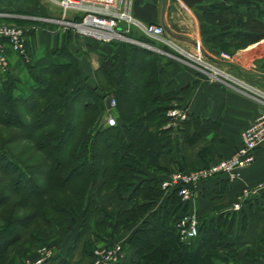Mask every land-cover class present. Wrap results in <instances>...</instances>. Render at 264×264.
<instances>
[{"label": "crops", "instance_id": "0c3cea01", "mask_svg": "<svg viewBox=\"0 0 264 264\" xmlns=\"http://www.w3.org/2000/svg\"><path fill=\"white\" fill-rule=\"evenodd\" d=\"M48 1L50 3H46L45 0H23L25 16H18L23 23H29L25 24L26 29L30 30H25L30 57L28 59H32V63L36 66L45 65L50 61V52L63 39V30L67 29L55 21L56 18L61 17L57 0ZM239 1L164 0L161 13L162 0H127V10L131 17L140 21L160 23L164 29L162 37L177 41L175 43L178 46L187 48L193 43L181 37H174L169 32L194 39L205 59L214 63L216 67L221 66L218 67L221 72L214 73L218 77L216 78L212 76V71H201L189 65L184 61L185 57L159 52L155 65L157 87L154 93L169 92V97L164 101L153 100L151 106L165 107V114L170 117L173 125L186 118L176 139L171 142L172 150L159 153L157 167L140 162L134 177L127 182L120 194L116 193L114 186L97 193L102 182L99 176L91 187L89 196L94 200V206L100 207L101 210L90 219L88 227L79 231L82 216L78 214L74 221L67 217L54 221L50 226L52 228L50 232L40 234L44 244L48 243L52 251V258L47 264H90L92 249L103 244V241L120 245L122 260L119 264H134L138 254L133 247L126 245V241L134 230L141 227L142 222H146L149 227L151 221L147 217H142L116 234L111 233L107 227L105 240H102L92 231L94 221L102 223L107 220L102 208L116 214L129 209L132 202L142 204L148 200L132 195L139 181L161 180L171 170L206 166L218 157L227 156L239 144L241 128L253 120L254 116L263 109V105L254 97L260 95L258 92L251 94L253 92L246 86L234 85L235 82L231 81L228 75L233 77L231 74L235 72L238 77L248 79L259 77L264 82L262 76L264 69L259 67L257 69V66L255 68V63L264 58V36L249 41L245 40L242 34H234L236 31L243 32L236 26V21L253 17L249 8L238 7V3L242 0ZM4 2L5 0H0L2 16L7 14L2 11L6 9ZM213 4L230 5L221 11H214L226 18L225 23L215 24L203 19L202 11L208 10ZM70 13L68 12L67 15ZM119 25L133 40L103 42L99 46L103 49V53H109L114 49L120 50L122 42H131L152 51L155 46L167 49L170 46L164 40H155L144 35L131 22L120 21ZM134 31L140 33L139 36ZM136 40L138 43L135 42ZM159 43H162V46ZM216 44H220L222 48L225 45L230 50L213 47ZM91 49L94 48L89 47V51L86 52H94ZM5 52L11 69L20 68V57L7 44ZM83 52L85 51H76L78 68L76 79L91 75L93 69L103 60L100 52L95 53L94 57ZM220 53L229 54L230 57H221ZM131 58L132 53L127 57V61H131ZM224 68L230 70V73L224 72ZM102 106L104 102L101 103ZM171 110L174 111L173 114H170ZM180 113H184L183 118ZM167 124H163L162 127ZM257 183L264 185V139L255 148L253 159L238 168L236 177L229 179L224 173L215 172L193 184L191 196L187 200L182 201L178 197L184 207L185 215L195 218L196 230L198 226V233L191 239L188 251L194 253L203 242H209L214 245L205 251L206 264H258L262 261L264 259V187L253 197L239 198L243 187ZM145 186H148V182H145ZM156 189L160 190V194L152 199L153 209L159 210L164 207L169 190L161 189L160 184ZM237 201L238 208H233V203ZM179 213L180 211H176V214ZM174 223L175 221H173L175 229ZM215 224H217V236L209 231ZM15 255L16 258L12 257L10 264H27L34 256V254L25 256L24 253L19 252Z\"/></svg>", "mask_w": 264, "mask_h": 264}, {"label": "trees", "instance_id": "16d2710c", "mask_svg": "<svg viewBox=\"0 0 264 264\" xmlns=\"http://www.w3.org/2000/svg\"><path fill=\"white\" fill-rule=\"evenodd\" d=\"M229 6L213 4L210 5L208 10L202 11L201 15L207 22L222 24L227 21L226 18L214 11H221ZM259 13H261L260 17L264 16V8L259 10ZM235 24L243 32L236 31L234 34H242L245 40L255 41L264 35V30L260 31L256 28L257 25L264 26V20L261 18H245L236 21ZM130 53H132V58L128 62L127 57ZM158 55L160 54L134 43L122 42L120 50L114 49L109 53H103L102 62L93 69L91 75L81 78L85 82L83 86L73 88L69 94H63L65 102L64 106L62 105L61 115L69 117L68 112H64L65 106L69 108L75 101L80 103L81 106V109L75 113V118L74 116L71 117V122H86L85 118L87 116L84 117V115L89 111L100 118L102 116L101 103H103L105 96L114 99L111 111L115 121L114 124L94 128L86 132L88 134H85L79 140L77 139L73 151L69 152V156L72 157L70 159L68 149L74 137L65 140V151L62 152L63 154L67 153L65 158L57 157L53 153L56 150V145H53L52 141L54 136H47L49 133L46 135V140L38 144V147L42 150L46 149V145L48 146L46 152H48L49 161L52 162L50 168L53 169L60 181L59 184L58 182L54 184L64 187L65 190L70 187V195L61 202H58L57 197L49 196L53 211L59 214L60 217L53 219L46 216L44 223L48 228L54 221L61 218L67 217L74 221L78 214H81L82 221L79 231L84 230L89 226L90 219L101 210L100 207L94 206L95 202L89 196L91 187L97 182L99 176L102 182L96 191L97 193L100 190L110 189L114 186L116 193L120 194V191L125 189L127 182L134 177L137 165L140 162L147 166L157 167L159 153L172 150L171 142L176 139V135L181 130L180 127L184 125L186 118L173 125L170 122V117L165 114V107L151 106L153 100L160 99L164 101L169 97V92L154 93L157 87L155 65ZM50 57L51 59L47 64L37 67L31 63L30 67H36L39 70H45L48 67L49 69L52 68L53 72H58L60 66L61 68L63 66V69L71 67L74 71L75 80H80L76 79L78 75L76 61L62 46L53 48ZM1 72L6 75L5 80H8V82L2 86L3 92L0 97V104L2 109L5 108L4 113L11 115L12 111L6 106H9L12 100L9 89L15 90L17 81L15 77L8 75L10 73L9 68ZM91 79L93 82L90 83ZM38 81L39 84L32 85V89L41 90V97L44 93V90L41 89L44 82L42 78H39ZM131 88L134 90L129 92ZM129 93L135 95V98L128 99ZM19 98L25 99L32 106L29 95L19 96ZM56 103L53 102L47 110L54 112V108L58 107ZM53 104H56V107ZM60 106L61 104L58 108ZM32 111L34 110H30V113ZM39 113L40 111H37L35 116H30L27 120L25 111L22 113L16 112L20 117L18 122H32L34 118L39 116ZM31 117L34 118L31 120ZM60 118L63 122L65 120L66 122L69 121L68 118L62 116ZM9 120L15 122V119L11 116H9ZM165 123L168 124L162 127ZM74 133L72 136H74ZM135 135H139L137 140H134ZM98 137L102 138L99 142L96 140ZM96 147L97 149L101 147L107 150V153L97 155ZM14 165V171H17V176L14 179L16 182L19 180L28 181L29 177L31 178L35 174L28 171L27 165L22 168H19L17 163H14ZM145 182H148V186H145ZM159 182L160 179L156 181L148 179L141 180L136 184L132 195L148 200L142 204L132 202L129 209L116 214L107 212L102 208L107 215V220L102 223L94 221L92 223L93 233L97 234L100 239L105 240L107 227L111 230V233L116 234L142 217H147L151 221H149L151 225L148 227L146 222H142L141 227L134 230L126 241V245L133 247L138 254V259L134 264H150L151 262L155 264H206L205 251L212 248L214 244L203 242L195 249L194 253H191L188 251V246L193 237L188 241H182L173 228V221L185 215L184 207L176 193L169 191L164 207L159 210L153 209L152 199L160 194V190L156 189ZM15 190L23 192L24 187L15 186ZM47 192L49 191L47 190ZM5 200L6 197L0 190V205ZM176 211H180V213L176 214ZM38 212L39 210L35 209L33 213L18 219H12V222L5 228H0V263L3 264L10 248L21 240L23 236L21 230L37 216ZM20 226L22 229L17 230ZM40 231L30 233V240L33 244L41 242V245H45L40 238ZM209 231L217 236V224ZM105 244L110 245L111 243L103 241L101 245Z\"/></svg>", "mask_w": 264, "mask_h": 264}, {"label": "rangeland", "instance_id": "374dc122", "mask_svg": "<svg viewBox=\"0 0 264 264\" xmlns=\"http://www.w3.org/2000/svg\"><path fill=\"white\" fill-rule=\"evenodd\" d=\"M45 2L48 3L49 1L45 0ZM3 4L5 6L4 8L6 9L2 11L6 12L7 14H5L6 16L4 15L2 16L0 14V20L10 21L12 23L19 25V27L23 28L24 32L25 30L28 31L29 29H26L25 24L28 25L29 23H23L21 21V18H18L19 15L25 16L23 0H5ZM238 4H239L238 7L240 8L241 7L249 8L251 15L253 14L252 18H257V19L261 18L264 20V16L260 17L261 13H259V10L264 8V0H242V2ZM235 6L237 5L235 4ZM68 12L71 11H67V13ZM66 28H67L66 30H63L64 33L63 39L56 47L62 46L63 49L67 50L71 54V56H73L75 61H77L75 57L76 51L80 52L81 50H83L85 51L83 53H85L86 55L88 54L90 57H94L95 53L98 52L102 53L103 55V49L101 47H100L101 49L99 48V46H101L103 42L90 40L86 38L84 39V37H81L80 35L75 33V31L72 28L69 27ZM256 28L257 30L260 31L264 30L263 25L262 26L257 25ZM134 32L139 36L140 33H138L137 31ZM122 34L124 36L131 37L127 35L125 32H122ZM127 40L125 39L124 41ZM113 42L115 41L110 40V43ZM159 44L161 45L162 43ZM163 45L166 46L165 44ZM89 47L94 48L91 49L94 52L87 53L86 50L89 51ZM213 47L230 50V48H228L225 45H223L222 48L220 44H216ZM157 48H159L158 49L159 51L153 48L154 52L159 53L161 50H163L165 52H169V54H173L181 58L185 57V59L187 58V56H189L187 53L184 54L181 52V50L179 52L177 49L172 48L171 46H169L168 49L167 48L164 49L160 46ZM181 48L187 51L186 47L184 48L183 46H181ZM187 52L192 53V51H187ZM195 52L199 54L201 57L204 56L201 49H197L195 50ZM20 58H19L20 60L19 64L21 65L20 68L17 67V69L13 70L11 69L12 68L11 65H9L8 67L10 71L8 75L15 77L17 81V88L16 89L14 88L15 90H12V88L9 89L11 92L12 100L10 101L9 106L6 107L9 108L10 111H12L11 115H9L8 113H4L5 108L2 109V106L0 104V190H2V193L6 197L4 203L0 205V228H5L9 223L12 222V219H18L19 217H23L33 213L35 209H38L39 212L37 216L33 218L32 221H29V224L24 229H22L21 226L17 228V230L22 229L21 231L23 232V236L19 242H17L15 245H13L10 248L7 256L4 258L5 262L3 261V264L5 263L10 264V262H12L11 261L12 257L13 259H15L16 258L15 254L18 252L24 253L25 256H27V254H34L33 256L34 259L37 257V253H38L37 251L40 247L48 246V243L45 245H41V242L33 244L30 240L31 238L29 234L33 232H39L40 230H41L40 234L50 232L51 227L48 228V226L45 225L44 218L46 216H50L53 219L60 217L59 214H56L53 211V208L50 204L51 202L49 200L50 198L49 196L53 195V197H57L58 202H61L65 199V197H68L70 195L69 192L70 187H68V189L65 190L64 187H61L60 185L57 186L56 184H54L57 182L59 184L60 181L58 176L53 171V169L50 168L51 167L50 164L52 162L49 161V155L47 154L48 152H46L48 150V146L46 145V149L42 150L38 147V144L45 141L47 136L49 135L51 137L54 136L52 141H53V145H56V150L53 153L56 154L57 157L65 158L67 154V153L63 154L65 151V144H64L65 140L69 139L70 137H74L72 142L69 144V149H68L69 150L68 156H69V152L73 151V147L76 144V140L77 139L79 140L80 138H82V136L88 134L86 132L93 130L94 128H98L99 126L101 127V126L109 125L104 123V121L99 123L100 118L103 117L106 111L105 104L104 106L101 107L102 116L100 118L98 116L93 115L89 111L84 115V117L87 116L85 118L86 122L70 121V119H72L71 117L74 116L75 118V113L81 109L80 103L78 102L76 103V101L69 108H66L65 106L64 112L65 113L68 112L69 117H67V115L63 116L60 114L61 111L63 110L62 105L64 106V102H65V98L63 94L65 95L69 94L73 88L80 87L83 86V84H85V82L82 81L81 79L79 81L75 80V76L73 74L74 73L73 68L66 67L63 69V66L62 68L60 66L59 68L60 70H58V72H53V69L52 68L49 69L48 67L45 68V70H39L36 67L34 68L30 67L32 63V59L25 60L21 58L22 59L21 60ZM210 64L213 65L214 63L210 62ZM250 65H253V63H250ZM256 66L257 69L259 68L264 69V58L260 62L257 61L255 63V68ZM218 67L221 68V66ZM1 71L2 70L0 69V97L2 96V92H3L2 89L3 84L8 82V80L7 81L5 80L6 75H3ZM223 71L226 72L227 74L230 73V70L226 68H224ZM231 75L236 78L233 79V77L228 75V77H230V80L235 82L234 85L235 84L244 85L253 92L251 94L258 92L262 97H264V82L262 81L261 78L259 77H255L254 79H248L246 77L241 78L238 77V74H235V72L234 74ZM39 78H42L44 82L42 85L43 87L41 88L42 90H44L43 91L44 93L41 97H40L41 90L39 91L32 89V85L39 84L38 81ZM91 82H93L92 79L90 83ZM133 90L134 89L131 88L129 92ZM24 95L26 96L29 95L31 97L32 106H30L31 104L30 103L28 104V102L25 99L19 98V96L23 97ZM127 97L128 99H133L135 98V95L129 93ZM53 102H57L56 104L58 107L61 104L60 108L56 107L55 106L56 104H53V106L56 107L53 110L54 112L47 110L48 107ZM41 108H43L44 110L43 109L40 110ZM30 110H34V111L30 113ZM18 111L21 113L25 111L27 120H29L30 116L33 115L35 116L37 111L38 112L40 111V113L39 116L36 118L31 117V120L32 118H34L32 122H18L20 118L18 114H16V112ZM9 116L15 119V122L14 121L11 122L9 120ZM60 116L68 118L69 121L66 122L65 120V122H63ZM73 133L74 136H72ZM138 137L139 135H135L134 140H137ZM96 140L99 142L100 140H102V138L98 137ZM95 150L97 155H104L107 153V150H104L101 147H99L98 149L96 147ZM70 158L72 157L69 156V159ZM14 163L15 164L17 163L19 168H22L25 165H27L28 168L30 169V170L28 169V171L31 173L34 172L35 174L32 175L33 177L31 178L29 177L28 181L19 180L18 182H16L14 179L17 176V171H14L15 168ZM15 186L24 187L23 192L16 191ZM47 190L49 192H47Z\"/></svg>", "mask_w": 264, "mask_h": 264}, {"label": "built area", "instance_id": "2783aa9c", "mask_svg": "<svg viewBox=\"0 0 264 264\" xmlns=\"http://www.w3.org/2000/svg\"><path fill=\"white\" fill-rule=\"evenodd\" d=\"M61 9V17L56 18L62 27L72 28L75 33L86 39L106 42L110 40H133L131 37L124 36L119 22H131L144 35L155 40H164L172 48L179 52L187 53L189 56L184 60L189 65L201 71H212V76L217 77L214 73L221 72L218 67L195 52L200 49L199 45L192 44L186 48L187 52L170 39H164L163 26L157 22L140 21L130 16L127 10V0H57ZM67 11L72 14L67 15ZM125 38V39H123ZM135 40V39H134ZM138 41V40H136ZM8 45L21 58H29L26 36L24 29L10 21L0 20V69L6 70L10 63L5 52V45ZM155 50L159 48L153 47ZM161 50V49H160ZM159 51V50H158ZM160 52H165L161 50ZM221 57H227L226 53H220ZM184 58V57H183ZM263 105L253 118V120L241 128L239 132V144L227 156L218 157L206 166L185 169L171 170L167 176L160 180L161 189L174 191L180 200H187L192 193L191 186L199 180L213 175L215 172L224 173L229 179L238 175V168L249 163L254 157V150L264 139V97L261 95L254 96ZM114 99L109 98L108 107H106L103 121L106 124H113L115 118L112 114ZM174 111L171 110L170 114ZM178 113V112H177ZM181 118L184 113L179 114ZM264 185L257 183L253 186H245L241 190V197H253L262 190ZM240 198V199H241ZM239 199V200H240ZM233 208H238V201L233 203ZM196 220L191 215H183L178 218L174 227L182 241H188L196 235ZM37 257L29 260L27 264H47L52 258V251L48 246H42L37 251ZM90 264H119L122 260L121 247L117 243L110 245H100L92 250ZM258 264H264V259Z\"/></svg>", "mask_w": 264, "mask_h": 264}, {"label": "water", "instance_id": "95a60500", "mask_svg": "<svg viewBox=\"0 0 264 264\" xmlns=\"http://www.w3.org/2000/svg\"><path fill=\"white\" fill-rule=\"evenodd\" d=\"M163 4H164V0H162V2H161V10H160L161 13H162V10H163ZM168 32H169V31H168ZM169 33H170L171 35H173L174 37H181V38H184V39L190 41V42L193 43V44H196V43H197L194 39H190V38H187V37H185V36H179V35L173 34V33H171V32H169ZM135 42L138 43V41H135ZM199 47H200V46H199ZM200 49H201V48H200ZM108 101H109V96H105V98H104V104H105L106 107H108ZM101 122H103V117L100 118L99 123H101Z\"/></svg>", "mask_w": 264, "mask_h": 264}]
</instances>
